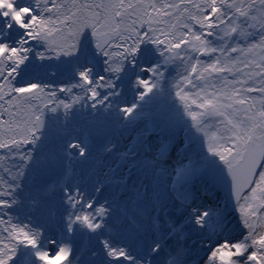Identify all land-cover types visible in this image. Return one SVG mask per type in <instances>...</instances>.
Wrapping results in <instances>:
<instances>
[{
    "label": "snow or ice",
    "instance_id": "6c2138e0",
    "mask_svg": "<svg viewBox=\"0 0 264 264\" xmlns=\"http://www.w3.org/2000/svg\"><path fill=\"white\" fill-rule=\"evenodd\" d=\"M89 37L107 75L93 77L91 67H79L78 83L69 86L18 84V70L37 43L42 50L34 54L40 60L75 58ZM210 37L220 43L214 46ZM148 45L164 66L177 61L184 66L175 96L203 133L207 151L225 165L247 230L242 239L213 247L204 264H264V0H72L71 6L65 0H0V117H9L0 123L12 133L0 140V150L30 145L45 111L69 110L84 99L95 108L118 96L116 81L128 66L136 67ZM141 71L147 78L136 76L135 86L143 100L158 88L164 72L161 65ZM76 89L82 95L74 94ZM135 109L134 104L120 111L131 116ZM18 114L25 117L22 125ZM12 192L9 185L0 190V210L12 206L7 199ZM65 193L74 210L69 232L75 224L91 232L102 227L109 211L103 204L85 201L79 190ZM206 216L201 213L196 223L203 226ZM0 224V264H71L69 245L46 250L40 230L14 223L6 211L0 212ZM102 243L111 259L134 261L125 249Z\"/></svg>",
    "mask_w": 264,
    "mask_h": 264
},
{
    "label": "bare ground",
    "instance_id": "6f19581e",
    "mask_svg": "<svg viewBox=\"0 0 264 264\" xmlns=\"http://www.w3.org/2000/svg\"><path fill=\"white\" fill-rule=\"evenodd\" d=\"M23 2V0H22ZM66 3L71 6L72 0H65ZM92 0H76L77 4L90 3ZM75 11V9H73ZM18 38V36H17ZM214 46L218 45L220 41L216 37L209 38ZM184 55V53H181ZM188 55H197L191 51ZM161 58V66L163 71L170 70L172 73L171 80L173 82L168 92L173 93L171 95L173 100H178L175 96L174 84L179 80L181 74L184 71L183 65L177 61L170 63L166 66L163 65V57L158 54ZM37 56L33 53L30 54L29 60L22 67L21 73L17 77L19 85L27 83H43V78L50 74H55V81L53 87L58 89L61 86H67V82L58 79L59 73H67L79 67H91L93 77L104 75L103 61L99 60L97 55L89 54L88 56L69 58H47L44 60L37 61ZM38 62H41L38 65ZM48 62L51 65L48 66ZM75 75L76 72L74 73ZM68 80V79H67ZM170 80L163 75L160 78L159 86L160 89L169 88L167 84ZM161 93V91H160ZM62 99L63 95H58ZM170 99V100H172ZM142 101V100H141ZM86 99L80 102V108L77 109V114L86 115L88 110L86 108ZM155 102L142 101L139 108L135 109L131 116H125L123 126L134 142L125 143L123 138L113 137V141L120 140L123 148L120 145H107L105 144L108 135L103 132L98 136L96 131H93L91 137H94L97 143H100L103 148L102 154L95 150L92 153L93 145L89 140L77 139L72 136L70 132L64 130H55L51 135L53 139L63 142L61 147L52 146L47 151L55 150L58 154L67 145L68 151H71V156L67 157L56 156L52 162L44 160L40 163L35 164L34 173L43 171L47 168H52V165L59 163L63 164L67 169V177L65 179L53 178L54 183L50 185L49 191L67 190L69 192H75L79 190L84 196L85 201L92 200L95 205L103 204L109 211L107 216L103 220L102 227L95 232L89 231L87 228L75 224L73 230L68 231L69 218L73 213V209L67 202V196L61 201L54 199L52 207L54 208L53 214H47L44 212L46 218L44 221L41 220V212L39 210L32 209L36 212L34 216H31L27 220H22L19 223L29 224L35 229L47 228L50 229L49 236L43 233L41 239L48 241H55V244H50L52 247L57 248L61 244H74L75 250L78 252L76 258L71 256V264H129L126 260H113L107 255V250L104 247L102 241H107L112 247H119L125 249L127 254L134 258L132 264H148V261L152 260V264H167V260L174 257L178 246H195L202 248V253L209 252L212 249L213 240H225L220 230L223 228V221H216L217 213H224L226 219H234L235 226L238 232L246 234V229L242 223L240 213L238 211V205L233 195L232 181L228 174L225 165L219 161L218 157L210 154L207 151L206 140L202 132L193 128L187 130L183 136L179 137V141L184 144L181 152L180 150H171L170 158L177 159L183 157L185 154L190 155L191 164L194 167V171L185 176L181 172L179 167L173 164H164L166 166L161 167V163H156L153 170L149 168L147 173L148 176H152V181H144L141 185L133 183V177L114 176L119 171L121 176L125 168L122 166V157L129 149H135L133 144L139 139L140 134L143 132V124L137 125L142 119L147 116L160 115L164 112L163 100L160 99V105H155ZM160 106L159 110L155 106ZM159 111V114H157ZM19 115V114H18ZM24 116V115H23ZM89 118H91L88 115ZM24 119L25 117H21ZM147 122L146 124H148ZM147 133H150L149 143L147 139ZM60 138V139H59ZM144 145L154 149L158 147L160 150L164 148H171L174 144L172 136H164L156 132V128L153 126L151 129L145 131ZM0 140H4L0 134ZM78 143L84 150V159L78 160L79 154H76L72 150L70 145ZM40 150L39 146L31 147L25 152L16 149L14 152H7L6 150H0V160H9L12 165H22L21 168L15 170L14 174L9 177L10 181H16L17 187L25 190L30 179L31 174H23L24 170L29 169L25 166L27 160H24L27 155L31 154V159L35 158L38 160L43 159V154L39 152L38 156L32 154V149ZM80 148V149H81ZM31 149V150H30ZM128 149V150H127ZM46 151V152H47ZM42 152V151H41ZM107 161L112 164L110 171L104 170L99 162ZM127 163V162H126ZM128 164V163H127ZM1 166V165H0ZM116 166V167H115ZM3 171L6 172V168L2 167ZM89 169H91L89 171ZM61 170V168L59 169ZM126 172V171H125ZM195 172L200 174L195 176ZM77 174L73 178L72 174ZM135 173V172H132ZM79 176L83 177V180L79 179ZM53 176H49L47 179ZM92 178L91 183L93 187L91 189L85 188L84 184ZM95 177V179H94ZM3 177L0 176V182ZM20 178V179H18ZM18 179V180H17ZM25 181V183H24ZM47 182V180H46ZM183 185L182 188L186 190L184 196H179V186ZM146 194V197L144 195ZM155 196L156 200L163 204L161 210H157V207L151 208V197ZM24 199L17 198L12 202V206L8 209H4L8 212H13L14 207H23L17 205L19 202H23ZM110 201H116L117 207L109 204ZM207 212L208 216L204 218L203 226L196 223V217L201 213ZM157 214V218L155 215ZM11 215L10 217H13ZM129 216L135 217L136 221L129 219ZM59 219V222L58 220ZM159 220L160 223L156 221ZM4 225L0 224V230ZM180 229V230H179ZM57 231H59L57 233ZM107 231V234H104ZM187 236L186 240H182V237ZM56 237H60V242L56 240ZM223 237V238H221ZM144 242V251L142 253L138 249V242ZM218 243V244H219ZM202 245V247H201ZM158 246V250L157 249ZM184 246V247H185ZM191 246V248H192ZM151 259V260H149ZM123 262L121 263V261ZM148 260V261H147ZM175 260V259H174ZM176 261V260H175ZM200 264V263H193Z\"/></svg>",
    "mask_w": 264,
    "mask_h": 264
},
{
    "label": "rangeland",
    "instance_id": "374dc122",
    "mask_svg": "<svg viewBox=\"0 0 264 264\" xmlns=\"http://www.w3.org/2000/svg\"><path fill=\"white\" fill-rule=\"evenodd\" d=\"M135 2V0H133ZM147 2V0H145ZM174 2H179V0H174ZM91 3V2H90ZM41 46L39 43H37L34 46V53L41 51ZM83 56H88L89 54L97 55L98 61H103V57L96 53L95 49L91 47V38L89 37L86 44L83 46L81 53ZM159 52L154 46L148 45L146 46L141 54L139 55L137 59V65L136 67L128 66L126 72L121 75L120 79L116 81L117 91L119 92L118 96L110 97L107 102L101 105H97L95 108L92 107V102L88 101L85 105L88 110V114L86 115H80L77 114V109L80 108V103L74 104L71 109L64 110L62 108L58 109L55 112H52L50 110L45 111L43 115V126L37 133V137L34 139V141L27 146H19L15 149H4L7 152H14L16 149H19L22 152H25L27 149L31 148L32 146H39L40 150L33 148L32 154L34 156H38L39 152L43 154V159L40 161L38 159H31L32 155L29 154L27 157H24V160H27V163L25 164L26 167L29 169L24 170L23 174H31L30 179H26L25 181H29L27 184V188L25 190H22L21 188L17 187V182L10 181L9 177L14 174L15 170L18 168H21L22 165H12L9 160L2 161L0 160V176L3 177L0 182V190H3L6 188L7 185L11 186L13 188L12 196L7 197L10 201H14L17 198L24 199L23 202H19L17 205L23 206V207H14L13 212H9V216L14 215L12 217L13 222H21L22 220H27L31 216H34L36 212H33L34 210H39L41 212V220L44 221L46 218L44 212L47 214H53L54 208L52 207V203L55 200H58L57 193L55 191L50 192V184L46 182L48 180L47 178L49 176L58 177V169L60 167L59 163H56L52 165V168H47L43 171H39L37 173H34L33 170L35 169V164L40 163L44 160H48L49 162L53 161V158L58 156L59 154L52 150L47 151L50 149L53 145L51 138V135L53 132L57 129L68 131L71 133L72 136H75L78 140H89L93 145L92 153L95 152V150L99 151L98 153L102 154L103 148L100 138V143H97L94 137H91V133L93 131H96L98 136H102L101 134L103 132L108 135L107 141L105 144L107 145H120V148H123L120 140L113 141V137H120L123 138V141L125 143L134 142L133 138L130 136L129 132L126 131V129L123 126L125 115L120 111L122 107L125 106H132L136 105V109L139 108L141 105V102L144 100L146 102H155V105H160V99L163 100L164 105V112L160 115H157V118L154 116H147L142 121H140L137 125L143 124V132L140 134L139 139L133 144L135 145V149H127L128 151L125 153V155L122 157V166L125 168L120 169L121 173L124 171V174L121 176L120 172L118 171L117 174L114 173V176H119L121 178H125L124 176L133 177V183L141 185L144 183V181L149 182L152 181V176H148V169L152 168L153 170L155 164L161 163V167L166 166L167 164H173L176 167H179L181 172L185 174V176L191 172H193L194 167L191 164V157L190 155L185 154L182 158L178 157L170 158L171 150L177 149L182 151V148L184 147V144L179 141V137L183 136L187 130H191L193 128H196L191 119L186 115L184 111L183 105L180 103L179 100H173L171 95L173 93L168 92V90L171 88L173 82L171 80L172 73L170 70L163 71L164 74L168 80H170L167 84L169 85V88L160 89V86L158 88L154 89L152 93L148 94L144 97V99L141 101L139 99V92L142 91V89H139L137 86H135V78L136 76H141L144 78L146 77V74L141 71L142 68L151 67L153 65H161V58L158 57ZM49 59V58H48ZM40 60V59H39ZM38 61V58H37ZM41 62H38V65H40ZM48 66L51 65V62L47 63ZM24 66V65H23ZM18 70L19 74L22 72V67ZM184 67V66H182ZM104 68V64H103ZM75 70V69H74ZM76 72V71H75ZM74 72V73H75ZM74 73L69 74L67 72V78L66 79H60L67 82V86L78 83V76ZM104 75H107L106 73ZM68 79V80H67ZM43 83L45 82L46 85L49 86H55V74H50L49 76L44 77ZM52 86V87H53ZM55 88V87H53ZM161 91V93H160ZM77 95H82L80 89H76L75 93ZM105 90H101V95H106ZM58 95H63L62 99L71 100V98L64 93H59ZM172 99V100H170ZM154 105V106H155ZM157 110H159L160 106H155ZM157 114H159V111H157ZM88 115L91 117L89 118ZM21 117H24L23 115L19 114V122L21 125L23 124V120ZM4 119H9L7 114H5L3 117H0V122ZM149 122L148 124H146ZM156 128V132L159 134H162L164 136H172V139H174L173 146L171 145V148H164L163 150H160L158 147L154 149L149 148L147 145H144V133L145 131L151 129L152 127ZM105 130V131H103ZM0 134L3 136L4 139H7L12 135L10 132H6L5 128L3 127L2 123H0ZM60 139V138H59ZM149 143V138L146 139ZM60 146L55 145V147H61L62 141H58ZM77 145V147H72V150L76 152V154H79L81 146L76 142L74 143ZM51 145V147H49ZM73 145V144H72ZM64 148H67L68 150L71 149L67 145H64ZM64 150V152L68 151ZM42 151V152H41ZM47 151V152H46ZM71 155V151H68ZM184 153V152H183ZM85 155H80L78 157L79 161H82L84 159ZM128 164H127V163ZM100 166L106 170L110 171L112 164L107 161H100ZM166 164V165H164ZM2 167L6 168V172L3 171ZM116 167V166H115ZM126 171V172H125ZM135 172V173H132ZM195 176H199L198 172L194 173ZM77 174L73 173V178L76 177ZM20 179V178H18ZM17 179V180H18ZM80 180H83L82 176H79ZM95 179V177H94ZM92 178L89 177V180L84 184L85 188L91 189L93 187V184L91 183ZM24 181V183H25ZM7 184V185H6ZM47 185L49 187L48 190H44V192L40 191V188H44V186ZM183 185L179 186V196H184L186 194V190L182 188ZM65 197V196H64ZM63 197V198H64ZM146 197V194L144 195ZM63 200V199H62ZM157 207V210H161L163 207V204L160 203L158 200H156V197H151V208L154 209ZM28 208L31 209L28 211ZM32 209H34L32 211ZM0 212H5L4 209L0 210ZM7 212V211H6ZM8 213V212H7ZM225 214L224 213H217L215 220L216 221H223V228L220 230V233H222L223 237H225V240L230 242H235L237 239H242L243 234L237 231L234 219H226L225 220ZM59 222V219H57ZM40 231L47 236L50 234V229L42 228ZM59 231H57L58 233ZM221 237V238H223ZM187 236L182 237V240H186ZM56 240L60 242V237H56ZM221 240V242L225 241ZM219 240H213L212 242V248L215 247ZM46 240L42 239V244L44 248L48 251L54 252L56 250L55 247H52L50 244H45ZM196 243L195 246L188 245L183 246L179 245L178 249L171 259L167 260V264H193V263H200L204 264V261L207 257V254L210 252H204L202 253V248L198 247ZM68 245V243H66ZM72 245V244H70ZM192 246V248H191ZM202 247V245H201ZM73 255V251H72ZM179 257V260H178ZM34 259V258H33ZM176 261H175V260ZM122 263V261H121ZM35 264H38V262H35Z\"/></svg>",
    "mask_w": 264,
    "mask_h": 264
}]
</instances>
